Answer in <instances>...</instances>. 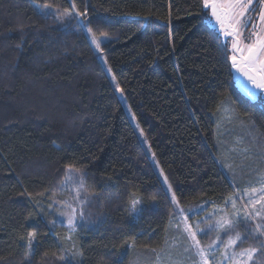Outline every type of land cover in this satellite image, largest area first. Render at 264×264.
Wrapping results in <instances>:
<instances>
[{
  "label": "trees",
  "instance_id": "obj_1",
  "mask_svg": "<svg viewBox=\"0 0 264 264\" xmlns=\"http://www.w3.org/2000/svg\"><path fill=\"white\" fill-rule=\"evenodd\" d=\"M89 28L106 38L100 54L182 210L209 211L233 194L216 155L222 104L264 135V107L238 91L203 0H0V264H133L168 241L175 202ZM54 98L53 113L22 104ZM70 168L97 215L66 262L67 229L51 223L49 202ZM242 227L241 247L257 249L251 264H264V238Z\"/></svg>",
  "mask_w": 264,
  "mask_h": 264
},
{
  "label": "rangeland",
  "instance_id": "obj_2",
  "mask_svg": "<svg viewBox=\"0 0 264 264\" xmlns=\"http://www.w3.org/2000/svg\"><path fill=\"white\" fill-rule=\"evenodd\" d=\"M203 5L206 11V21L208 25L220 35L223 43L230 51L233 79L238 91L250 101L258 100L259 102H256L257 104H264V89L256 88L248 79V76L245 75L244 71L239 70L233 64L234 56L236 57L237 63H242V58L249 55L245 45L251 44L256 40V33L264 34V21L260 19L261 13L264 12V2H262V0H253V3L249 6V11L241 18L242 23L237 25L240 35L238 37L236 49L233 48V43L237 38L226 35V31L230 32L231 29H226V27L221 26L216 18L212 16L211 8L205 6V0H203ZM51 9L54 10L53 8ZM228 23H230V21L225 20V25ZM86 32L94 50L99 53V58L106 67L109 76L112 78L119 98L130 116L132 124L135 126L144 146L150 154L151 160L159 171L172 197L173 191L169 188L168 182L147 140L144 138L141 128L132 114L128 101L123 92L118 90L113 73L106 59L100 54L101 45L105 42L106 38L96 37L92 32L90 33L88 29H86ZM93 37L99 42V48L96 46V43L93 42ZM260 59L264 60V56L260 57ZM261 67L264 66L259 62L255 65H248V68L255 71L257 75L260 74L259 69H261ZM54 101L57 100L54 98L52 102L42 103L41 108L45 111L41 110V108L39 109L38 107L40 105L33 100H27V102H22V104H24L23 107L26 109L38 110L41 111L40 113L47 114V111L53 113L55 108L58 109V104ZM216 132L220 140L219 143L216 142L217 160L224 175L233 188V194L228 197L222 205L211 206L209 211H205L204 206H202L190 212H186L174 201V216L170 221L169 238L166 245L160 250L154 251L155 257L152 259L150 254L146 253L144 254L146 256L145 260L142 259L133 264H193V261L198 260L199 258L196 257L190 249L191 241L182 231L183 217H187V222L193 229L199 224V228L202 231L197 232V239L201 246L206 250L209 246H212L214 257L213 255H209V264H237L238 261H242V264H251L255 259L257 249L254 248L252 242H250V246L241 247L240 244L241 242H246L245 240L248 238V233L244 227L241 228L243 229V233H241V229L239 228L242 224L253 223L256 234L264 238V200H261V196H264V191H261V189H264V135L257 129L254 121L250 120L249 117L247 120L246 116L241 115L231 104H228V102L222 104L221 108L218 110ZM137 207L138 203L134 206L135 212L137 211ZM49 208L52 210L51 223L53 225L63 226L67 229L61 238L63 245L66 246L63 253L66 259L62 261L71 262L72 259H76L77 256H79L73 257L71 255L73 251L79 249L73 240L77 230L86 224L87 220H91L90 218L93 215H97L92 196L85 188L81 172L72 168L67 170L66 177L57 192V196L52 198L49 202ZM73 210L77 216V220L75 228L70 229L67 216L61 215V213L72 214ZM258 212L260 215H256ZM81 213L83 214L82 218H80ZM221 218L235 220V227L228 231L216 228L215 224ZM177 224H180L181 227L177 228ZM237 234L243 237V239L237 241L232 248H228V242L235 239ZM69 237L71 238L69 239ZM206 237H209V243L205 245L202 241ZM250 249H256L254 253H251V259H249L248 255L243 257L237 255L235 259L232 260L225 258L226 252L231 256L233 252L238 254L244 250Z\"/></svg>",
  "mask_w": 264,
  "mask_h": 264
},
{
  "label": "snow or ice",
  "instance_id": "obj_3",
  "mask_svg": "<svg viewBox=\"0 0 264 264\" xmlns=\"http://www.w3.org/2000/svg\"><path fill=\"white\" fill-rule=\"evenodd\" d=\"M264 2V0H262ZM253 3V0H205V6L211 8V14L216 18V20L221 24V26L226 27V29H231L230 32L226 31V35H230L233 37H236L237 40H234L233 48H237V41L239 37V31L237 28V25H240L242 23L241 18L245 16V13L249 11V6ZM79 15L83 16L85 13H79ZM261 21H264V12L260 15ZM225 20H229L230 23L225 25ZM88 31L91 33L92 29L89 28ZM256 40L248 45H245L249 55L247 57L242 58V63H237L236 57H233V64L235 67H237L239 70L244 71L245 75L248 76V79L255 85L258 89H264V67H261L259 69V75L256 74L255 71L250 70L248 68L249 64L255 65L257 62H259L262 66H264V60L260 59V57L264 56V34L256 33ZM93 42L96 43V46L99 48L100 44L95 40V37H93ZM117 88L119 91L123 92V89H120L117 85ZM82 183V181H81ZM171 186L169 185V188ZM255 191V190H253ZM261 191H264V189H261ZM172 200L176 201L175 193L172 194ZM261 200H264V196H261ZM139 203L138 199H134L132 201L133 207ZM234 205V200H233ZM61 215L67 216L68 220V226L70 229H74L76 226V220L77 216L75 215V212L73 210L72 214L68 213H61ZM256 215H260V213H256ZM83 214L81 213L80 218H82ZM236 221L229 218H221L218 220L215 224L216 228L223 229L225 231L231 230L235 227ZM181 225L177 224V228H180ZM182 231L186 234L188 239L191 241L190 249L193 251V254L198 257L199 259L196 261H193V264H209V255H213L212 252V246H209V248L206 250L204 247L201 246L199 240L197 239V232L202 231L199 228V224L196 225V228L193 229V227L187 222V217H183L182 221ZM29 237V246L31 247L32 241L36 237L35 232L28 233ZM71 237H69L70 239ZM243 239L239 234L236 235L235 239H232L228 242L227 247L232 248L237 241ZM75 247V246H74ZM256 249H250V250H244L240 253L233 252L231 256L225 253V258L232 260L235 259V257L238 255L240 257H243L245 255H248L249 259H251V253H254ZM79 249H76V251H73L71 255L73 257L80 255ZM60 260H65V256H60ZM237 264H242V261H238Z\"/></svg>",
  "mask_w": 264,
  "mask_h": 264
},
{
  "label": "flooded vegetation",
  "instance_id": "obj_4",
  "mask_svg": "<svg viewBox=\"0 0 264 264\" xmlns=\"http://www.w3.org/2000/svg\"><path fill=\"white\" fill-rule=\"evenodd\" d=\"M260 99V98H259ZM252 102H259L258 100L257 101H252ZM259 105H261L262 107H264V104H259Z\"/></svg>",
  "mask_w": 264,
  "mask_h": 264
}]
</instances>
